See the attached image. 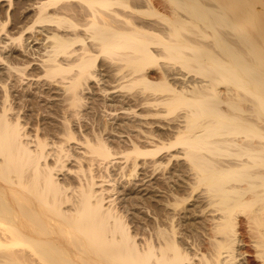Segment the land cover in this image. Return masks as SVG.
<instances>
[{"label":"bare ground","instance_id":"bare-ground-1","mask_svg":"<svg viewBox=\"0 0 264 264\" xmlns=\"http://www.w3.org/2000/svg\"><path fill=\"white\" fill-rule=\"evenodd\" d=\"M60 1L47 0L43 2L41 13L36 21H53L59 26L63 25L65 20L69 21V18L62 16H57L54 19L45 12L49 5L57 4ZM79 1L81 5L82 2L86 5H84L86 7L85 16L88 21L82 24L84 25L83 29L89 38L96 40L99 49L91 52L92 46L87 49L82 47L85 50L82 55L66 66L56 59L58 54L65 52L69 46L77 42L85 43L86 38L84 33L74 34L73 37L55 33L53 37L57 40L55 43V52L57 53L55 58H50L52 63L46 65L47 73L65 75V73L75 72L70 77L72 79L67 89L71 90L72 99L76 103L81 100V85H84V81L94 73L92 69L97 65V57L101 53L108 54L119 61L121 60L120 62H125L126 67L124 68L128 67L131 70L132 77L129 78V83L121 86L122 88L133 89L141 86L143 92H149L146 94L151 97L145 100L155 107L156 110L152 107L154 110L152 114L166 117L169 114L175 115L179 110L180 112L182 110L179 118L183 117V120L179 121L183 124L178 126L176 139L165 141L154 149L143 150L136 146L137 149L134 150L136 157L154 156L164 149L182 144L192 166L198 170L201 183L205 184L214 196L216 242L214 251L211 253L212 256L211 254L207 255L208 259L204 264H264V64L262 63L263 50L258 40V43H250V32L241 30L239 26L241 19L239 21L237 19L240 15L236 19L232 16L227 19L228 14L224 11L222 4H217V8H214L213 3L210 4L216 11V17L214 20L201 18L202 21L204 20L202 31L199 29L202 39L196 43L185 33L191 29L184 32V29L193 26L190 24V27L189 25L186 27L185 20L177 19L175 23L170 24L171 27H163L159 26L158 22L157 25H154L151 20L150 22L140 20L137 16L130 15L131 12H127L130 13L128 16L124 12L129 20L121 22V18L118 19V17L123 12L119 8L125 7L127 10L130 6L132 8L133 4L130 0ZM139 3L142 8L146 9H151L154 4L152 0L138 1L137 4ZM198 4H202L201 1ZM116 5L120 7H114ZM67 6H69L68 3ZM67 6L66 8H68ZM179 7L176 8L179 10ZM135 8L132 10L149 14L146 9ZM150 14L153 13L150 12ZM178 15L179 12L177 17L182 16ZM165 17L166 20L169 19L167 15ZM70 22V26L75 29L79 25V22ZM198 22L197 24H199ZM193 45H198L200 50L194 51ZM189 49L193 52H189ZM250 52L254 54L256 60L250 59L248 56ZM159 59H170L175 64L180 62L184 68L195 66L197 69H193L196 71V75L186 78L187 75L179 73L176 69L170 72L162 67L163 74L161 75L163 76L153 80L149 77L147 65ZM17 70L19 71V69ZM122 71L124 70H121V73ZM179 74L183 77H180ZM155 77L157 76L155 75ZM132 96L134 97V95ZM11 99L10 101H12ZM0 104L2 105V102ZM10 110L11 107L5 104L0 107V264H61L60 262L63 260L73 264H185L186 244L184 245L182 241L178 240L174 233L162 230L166 239L163 245L155 241L150 242L147 246L139 244L141 241L136 240L130 230V223L128 224L124 219L126 214L123 216L120 213L124 211L122 210L124 206L117 209L113 203L114 199H107V201H111L106 203L105 199L108 195L105 193L108 189L103 187L98 190L96 188L103 185L106 179L104 177L98 179L100 171L96 170L98 175L91 174L92 164L90 170L87 167L88 170L78 171V173L80 172L78 175L80 188L76 187L75 189L74 176L66 174L67 177L59 178L58 174L67 169L66 164L59 163L61 156L65 157V155L59 156L57 150L49 152V149L47 150L50 145L48 139L39 136L34 138L33 130H26L29 126H25V130L21 126L19 117L22 114H10ZM63 130L65 129L63 128ZM73 132L77 131H71L69 127H66L64 133L71 139L75 136ZM88 137L90 138V136ZM63 141H61L62 144ZM155 145L153 146L155 147ZM62 146L64 147V145ZM88 148H91L89 151L92 155L88 153L91 156L94 154L102 158L109 156L110 151H108L104 140L100 139L94 144H89ZM49 155L54 157L50 159ZM75 156L76 158L80 157L79 155ZM87 158V160L91 159V157ZM102 158L100 159L103 160ZM94 160L99 163L98 158ZM89 162L91 163V161ZM75 174L77 173L75 172ZM107 183H109L108 180ZM72 188L76 190L77 194L74 193L75 190L70 192ZM250 244L256 247L258 260H253L250 257V250L247 248ZM55 250H58L59 253H55Z\"/></svg>","mask_w":264,"mask_h":264},{"label":"rangeland","instance_id":"rangeland-1","mask_svg":"<svg viewBox=\"0 0 264 264\" xmlns=\"http://www.w3.org/2000/svg\"><path fill=\"white\" fill-rule=\"evenodd\" d=\"M45 1L47 0H0V80H4L2 82L0 81V103L2 102V105L0 104V107H3L5 104L11 107V110L13 112L11 113L10 110V114H22L20 115L19 119L24 130L25 126H29L28 128H26V130H33L32 134L34 133V138L39 136L48 139L46 140L50 143V145L48 144L49 147H47V150L49 149V152L57 150V154L59 156H61V154L65 155V157L63 156L64 158L61 156V160L59 161V163L61 164L63 162V164H66L65 166L67 169L59 173L58 177L65 178L67 177L66 174L71 175L72 177L74 176L76 180L75 189L76 187L80 188L78 175L81 172V169L85 170L88 167V169L90 170V167L92 166L93 168H91V174H97L100 171L99 174L101 176L97 174L98 179L104 177L106 181L103 182V185L106 186L101 185L102 187L99 186L96 188L100 190V188L102 189L103 187H105L106 190H109H107V192L109 193H105L108 195V197L105 199L106 203H110L111 201H107V199H114L115 201L113 200L114 202H112L114 203V206L116 205L117 209H121L124 206L122 208V210L124 211L120 213H122L123 216L126 214L124 219L128 224L130 223V230L135 235L136 240L138 239L137 241H141H139L140 243L138 242L141 246H147L150 242L154 241L156 243H159L160 245H163L166 239L165 235L162 233V230H166L168 232L174 233L178 240L182 241L184 245L186 244L185 253H187V258H185V264H204V262L208 259L207 255L209 256L214 251V243L216 242V212L215 205L213 203L214 196L212 192L207 188V186L201 183L199 179L200 175L197 173L198 170L194 166H192L190 159L185 154L183 145L178 144L170 149H164L154 156L143 155L136 157V153L134 152V150L137 148H142L143 150L154 149L156 148V146L162 145L165 141H174L176 139L175 136L178 135V126H180V124H183V122H180L181 120H183V117L179 118L182 110L181 112L180 110L178 111L179 114L177 112V114L175 115L169 114L166 117H161L158 114H152L156 109L154 106L149 104V101L145 100H148V98L151 97H149V95L147 96L146 94L149 92H143L141 86H137L133 89H124V87L122 88V85L129 83L128 80L132 77L130 74L131 70L128 67L127 69L124 68L126 67L125 62H120L121 60L119 61L117 58L116 60L115 57L104 53L99 54V56L97 57V65H95V68L92 69L94 73L92 76H90L91 78L89 77L84 81L86 85H81V87L84 86L82 88L80 87L81 100L78 101L79 103H75V101L72 99L71 90L67 89L72 79L70 77H72L75 72L65 73V75H53L47 73L46 65L50 62L52 63V60H50V58H55L57 53L55 52V43L57 40H55L53 35L57 33L61 36L73 37L77 33H84V37L86 38L85 43L77 42L72 46H69L65 52L58 54L56 59H59L58 61L66 66L70 64L69 62L76 60L77 57H80L82 55L84 50L82 47H85L87 49L92 46L93 49L91 52H95V50H98L99 47L97 46L96 40L89 38V35L83 29L84 25L82 24L88 21L86 20L87 17L85 16L86 5L83 2L81 5V2L79 0H61L57 4L49 5L45 11L49 16L53 17L54 19H56L57 16L69 18V21L65 20L64 24L59 26L53 21H36L38 19L37 17H39L41 13V4ZM130 1L138 9H146L145 7L142 8L141 3L137 4L138 1L144 2L146 0H137L136 2L135 0ZM152 1L154 4H152L151 9H146L149 14H147V12L139 13L133 11L132 8H135L133 5L132 8L131 6L129 7L130 9L128 8L129 11L127 10V8L120 7L118 5L114 7L118 6L117 8L120 7L119 10L122 9L123 14H121V16L119 15L118 17V19L121 18V22L129 20V17L125 16V13L127 12H131V14L127 13V16L128 14H130L133 16L135 15V17L137 16L140 20L143 19L144 21L148 22H150L151 20L154 25L158 22V25L163 27H171L170 24L175 23L177 19L182 21L185 20V23L187 24L186 27L188 25L190 27V24H192L193 26H191L190 28L187 27V29H184V32L185 30L187 31L188 29H191V31L189 30L185 33L187 36L189 35L188 37L198 43L199 40L201 41L202 39L201 28L204 20L202 21L201 18L204 17V19L206 18V20H214L216 17V11L213 10V7L210 4L213 3L212 5H214V8H217V4H222L224 11L228 14L227 19H229V17L231 16L234 19H236L238 15H240V17H242L241 15L246 16L242 17L243 19L245 18L244 20L240 17L237 19L238 21L240 19L243 20L239 21L241 22L239 26L241 27V30L248 31V33L250 32V43L255 44L257 40L260 43L261 49L263 50L262 63L264 64V0H222V2L224 1L223 3L220 2V0H200L203 5L198 4L200 3L199 0ZM67 3L69 6H67ZM65 4L68 8H66ZM154 5L156 7H153ZM176 7H179V10H182L183 12L179 11ZM174 8L176 9L173 10ZM206 8L208 9L206 10ZM157 10H159V12H156ZM177 11L179 12L178 16H182L177 17ZM150 12H152L153 14H150ZM155 14H157L158 16H154ZM160 15H167L169 21L166 20L165 16L159 17ZM70 21H75L77 23L79 22L78 27L76 29L74 27H71ZM191 21H199L198 23L200 24V26L199 24H197V22L193 24ZM161 23L162 25H160ZM22 35L23 37H21ZM193 48L192 49L194 51L200 50V47L198 45H193ZM189 52L193 51L189 49ZM250 54H248V56H250V59H255L254 54L251 52ZM11 56L15 57L13 58ZM11 58H13L14 60L12 59L11 61ZM164 60L159 59L156 60V62L152 63L153 65L149 64L150 66L152 65V69H150L151 67L147 65V70L151 79L156 80L159 77L161 78L163 76L161 75L163 74V68L165 70H169L170 72H173L176 69V71H179V73L185 74V76L187 75L186 78L196 75L195 70L197 69V67L195 66L185 67V69L180 62H177L175 64L170 59ZM117 61L119 62L117 63ZM119 63L122 64H120V67ZM160 66L161 68H159ZM16 68L19 69V71ZM8 69L10 71H7ZM121 70L124 71H122L121 73ZM18 73L21 75H19ZM152 73H154V75H152ZM181 74H179V76L183 77V75ZM155 75L157 77H155ZM9 89L12 91V93ZM123 94L126 96H124ZM10 95L12 96L10 97ZM132 95H134V97ZM10 99L12 101H10ZM124 100L126 103L124 102ZM141 100L143 101V103ZM8 102H10V104H8ZM79 104H81L82 107L78 106ZM15 106H18L19 109ZM74 106H76L75 108L78 111H75ZM13 107H15L17 110ZM119 107L121 108L119 109ZM152 107L154 108V110H152ZM156 115L157 117H155ZM25 117L28 118L26 119ZM65 126L69 127L71 131L74 130L77 131L76 133H79L76 136V133L73 132L75 136L74 138L70 139L64 133L66 130ZM63 128L65 130H63ZM46 130L48 131V133ZM172 130L176 131L173 132ZM160 132L162 133L160 134ZM49 133H51V136H49ZM54 133L56 134V136ZM60 133L62 134V136ZM39 134H42L43 136ZM162 134H165V137ZM88 136H90V138ZM61 138L65 139L64 141H67L68 143L64 142ZM100 139L102 141L104 140V143L109 149L108 151H110L107 158H102L100 156L97 157V155L95 154L91 156V148H88L89 144H94ZM54 140L56 141L54 142ZM61 141H63V144L61 143ZM54 143L57 144L56 147ZM51 144L53 145L51 146ZM62 145H64V147ZM153 145H155V147ZM82 147L84 150L82 149ZM88 153H90L91 155ZM75 155H79L80 157L77 156L76 158ZM53 157L54 156L51 155L48 156V158L50 159H52ZM87 157H89V159L91 157V159L87 160ZM95 158L96 160L98 158L99 160L97 161H99V163H101L102 161V163L99 164L95 160L93 161V159ZM100 158H102L103 160H101ZM80 159L82 160L80 161ZM89 161H91V163ZM92 161L94 164L92 163ZM97 166L99 169L97 168ZM71 170H74V173ZM96 170L98 172H96ZM102 170L103 172H105L103 173ZM78 171L80 172L78 173ZM75 172L77 174H75ZM107 175L108 178H106ZM107 180L109 181V183H107ZM109 186L112 190L109 189ZM75 189H70V192H73ZM74 193L77 194L76 190ZM126 217L128 218L126 219ZM139 236L141 237V239ZM247 248L250 250V257L253 260H258L256 247L250 244ZM207 251H209L210 253H205ZM55 253H59V251L55 250ZM66 262V260H63L60 263L73 264L71 262Z\"/></svg>","mask_w":264,"mask_h":264}]
</instances>
